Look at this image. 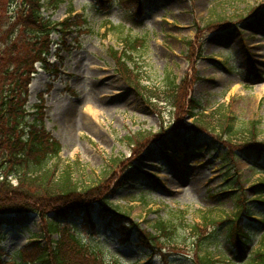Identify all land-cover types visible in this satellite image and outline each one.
Wrapping results in <instances>:
<instances>
[{"label":"rangeland","instance_id":"obj_1","mask_svg":"<svg viewBox=\"0 0 264 264\" xmlns=\"http://www.w3.org/2000/svg\"><path fill=\"white\" fill-rule=\"evenodd\" d=\"M70 13L50 35L58 74L36 65L27 107H43V126L62 146L58 172L71 165L80 184L103 182V204L127 214L124 226L111 225L92 202L97 234L72 215L76 235L99 245L106 264H194L203 254L245 264L264 234V207L251 203L264 199V157L259 167L243 155L264 149V0H63L44 10L54 24ZM125 37L141 41L132 50ZM126 51L131 60H120ZM241 208L244 224L261 230L234 252L227 219ZM130 221L160 256L149 259L129 237ZM43 226L35 214L0 215V264H42L40 248L58 240Z\"/></svg>","mask_w":264,"mask_h":264},{"label":"trees","instance_id":"obj_2","mask_svg":"<svg viewBox=\"0 0 264 264\" xmlns=\"http://www.w3.org/2000/svg\"><path fill=\"white\" fill-rule=\"evenodd\" d=\"M62 1L50 0L45 3L43 0H0V215L22 212L37 214L44 223V235H58V240L53 246V241H50L49 248H40L36 261L42 264H90V259L86 260L87 252L96 256L95 261L106 264V256L101 255L104 259L93 252L101 250L99 245H93L91 248L83 243L80 235V238L76 235L71 217H86L85 222L92 229L88 232L93 236L97 234L99 225L91 217L92 202L97 201L96 204L102 205L104 219H108L111 225L116 222L124 226L127 214L118 207L103 204L109 203L107 190L99 187L103 182H94L93 186L80 184L71 165L58 172L53 161L60 160L62 146L43 126V107L35 106L34 114H31L27 107L29 85L31 78L37 73L36 65L40 63L51 75L58 74L47 61L50 55V34L56 29L53 28L51 18L45 17L43 11L46 8L56 9ZM68 22L69 18L60 25L64 26ZM138 42L139 39L128 41L129 48L134 50ZM116 54L114 52V55ZM125 59L131 60L130 51L125 52ZM196 105L199 107H194L193 111L201 109L199 104ZM33 115L35 118L30 121V116ZM193 118H196V115H193ZM243 155L262 167L264 149L249 148ZM226 160L224 159V164L227 163ZM123 185L124 182L121 187ZM256 188L263 191L264 196V181L256 185ZM251 203L264 207V199L252 200ZM242 214L244 215V208L232 219H227V240L235 239L231 245L235 249L234 252H240L248 244L251 245L256 232L261 230L251 226V218H248L250 225H245L244 222L249 221L241 219ZM245 214L250 215L247 211ZM51 215L56 219H52ZM129 225V237H134L148 247L150 256L158 254L155 251L156 239L143 234L137 224L130 221ZM157 228L161 234L166 232L163 223ZM139 233H142L143 237ZM36 243L39 244L40 241ZM1 252L3 253L2 250ZM252 252L245 264H264V234L259 248ZM221 259L222 257L215 261L210 255L203 254L197 257L196 261L198 264H225V260ZM227 262L233 264L232 261ZM15 264H21V261H16Z\"/></svg>","mask_w":264,"mask_h":264},{"label":"bare ground","instance_id":"obj_3","mask_svg":"<svg viewBox=\"0 0 264 264\" xmlns=\"http://www.w3.org/2000/svg\"><path fill=\"white\" fill-rule=\"evenodd\" d=\"M72 109H74L73 107H72ZM173 149H175V148H173ZM190 186H191V188H192V190L194 191V192H196V190L198 191V188H197V184L196 183H192V184H189ZM199 192V191H198Z\"/></svg>","mask_w":264,"mask_h":264}]
</instances>
